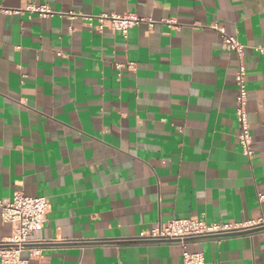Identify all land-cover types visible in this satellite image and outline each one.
Returning a JSON list of instances; mask_svg holds the SVG:
<instances>
[{"label": "crops", "instance_id": "crops-1", "mask_svg": "<svg viewBox=\"0 0 264 264\" xmlns=\"http://www.w3.org/2000/svg\"><path fill=\"white\" fill-rule=\"evenodd\" d=\"M30 3L56 13L15 12ZM103 12L156 22L125 36L95 27ZM212 23L245 47L251 157L236 115L240 58ZM259 46L264 0H0V200L22 189L50 204L33 234L49 242L30 264H183L176 243L125 239L173 218L264 217ZM12 234L0 210V241ZM188 249L205 264H264V231Z\"/></svg>", "mask_w": 264, "mask_h": 264}, {"label": "built area", "instance_id": "built-area-1", "mask_svg": "<svg viewBox=\"0 0 264 264\" xmlns=\"http://www.w3.org/2000/svg\"><path fill=\"white\" fill-rule=\"evenodd\" d=\"M15 12L37 13L42 17H48L56 13L47 3L40 5L30 3L25 8L15 9ZM68 15L74 14L68 13ZM90 19L97 20L95 27L100 31L106 29L121 31L125 36L136 25L146 22L152 27L156 22L151 17H141L135 13L117 14L103 12L92 15ZM164 21L169 24L174 22L172 19H164ZM210 26L219 33L223 46L237 52L240 58L235 77L238 86L236 115L240 126V144L243 152L251 157L254 151L252 148L251 122L247 107L249 90L247 88V68L243 60L245 47L235 35L229 34L224 26L218 23H212ZM258 49L264 52V46H259ZM49 207L50 204L46 196L28 195L22 189H16L11 197L0 200L2 219L13 227V234L7 239L0 241V264H30L31 258L41 255V245L49 241L37 240L33 238V234L43 229ZM258 231H264V217L239 224L209 223L196 217H185L156 223L149 229L143 230L138 235L125 240L143 243H176L182 247L183 264H205L204 253L190 251L188 249L190 244L208 239L220 242L225 238L252 234ZM25 252L29 254L28 257L24 256Z\"/></svg>", "mask_w": 264, "mask_h": 264}]
</instances>
